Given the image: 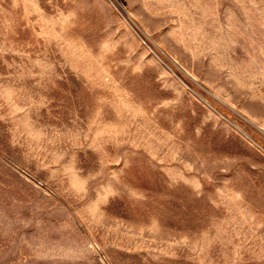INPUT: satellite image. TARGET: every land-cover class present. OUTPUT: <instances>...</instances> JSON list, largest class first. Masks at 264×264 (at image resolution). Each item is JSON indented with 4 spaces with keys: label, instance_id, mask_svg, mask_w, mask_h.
<instances>
[{
    "label": "rangeland",
    "instance_id": "rangeland-1",
    "mask_svg": "<svg viewBox=\"0 0 264 264\" xmlns=\"http://www.w3.org/2000/svg\"><path fill=\"white\" fill-rule=\"evenodd\" d=\"M0 264H264V0H0Z\"/></svg>",
    "mask_w": 264,
    "mask_h": 264
}]
</instances>
